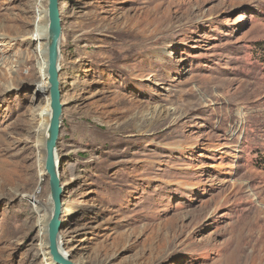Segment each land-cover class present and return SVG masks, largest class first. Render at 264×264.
<instances>
[{
	"label": "rangeland",
	"instance_id": "1",
	"mask_svg": "<svg viewBox=\"0 0 264 264\" xmlns=\"http://www.w3.org/2000/svg\"><path fill=\"white\" fill-rule=\"evenodd\" d=\"M47 2L0 0V264H52L49 95L33 81ZM59 11L65 254L264 264V0H59Z\"/></svg>",
	"mask_w": 264,
	"mask_h": 264
},
{
	"label": "water",
	"instance_id": "2",
	"mask_svg": "<svg viewBox=\"0 0 264 264\" xmlns=\"http://www.w3.org/2000/svg\"><path fill=\"white\" fill-rule=\"evenodd\" d=\"M47 77L50 117L44 140V171L48 180L51 213L47 222V245L52 264H79L65 254L59 246V233L62 227V198L64 187L60 180L59 164L56 161L62 109L59 81V44L61 37V18L59 0H47Z\"/></svg>",
	"mask_w": 264,
	"mask_h": 264
},
{
	"label": "bare ground",
	"instance_id": "3",
	"mask_svg": "<svg viewBox=\"0 0 264 264\" xmlns=\"http://www.w3.org/2000/svg\"><path fill=\"white\" fill-rule=\"evenodd\" d=\"M47 9V8H46ZM1 22V21H0ZM47 24H48V19H47ZM28 39H33L35 37H37V33L34 31L29 32V35L27 36ZM38 53H35V60L37 61H42V65L37 64V69L35 70V72L33 73V81L37 84H44V86L49 89V84H48V77H47V56H46V50H47V39H46V49H44L43 47L41 48H36ZM28 58V56H26ZM49 95V94H48ZM49 117H50V106H49V100H48V111L46 114V123L44 126V136L43 139L45 140L46 137V131H47V127H48V123H49ZM44 145V142H43ZM57 149V148H56ZM56 161H57V150H56ZM59 161V160H58ZM59 164V162H58ZM60 168V167H59ZM49 216H46V221H45V232H46V236L45 238H47V222L49 219ZM63 237H59V246L61 248L62 244H63Z\"/></svg>",
	"mask_w": 264,
	"mask_h": 264
}]
</instances>
